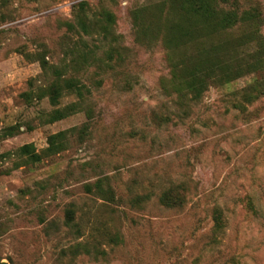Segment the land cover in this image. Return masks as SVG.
Masks as SVG:
<instances>
[{
  "label": "rangeland",
  "instance_id": "1",
  "mask_svg": "<svg viewBox=\"0 0 264 264\" xmlns=\"http://www.w3.org/2000/svg\"><path fill=\"white\" fill-rule=\"evenodd\" d=\"M81 1L90 19L114 15L107 35L78 23ZM180 2L0 0V264H264V62L183 97L164 42L134 19L172 7L196 23ZM216 7L243 20L214 31L200 19L197 37L247 66L264 43V0ZM193 30L178 61L196 54ZM59 74L91 93L52 121L78 100L51 103Z\"/></svg>",
  "mask_w": 264,
  "mask_h": 264
},
{
  "label": "trees",
  "instance_id": "2",
  "mask_svg": "<svg viewBox=\"0 0 264 264\" xmlns=\"http://www.w3.org/2000/svg\"><path fill=\"white\" fill-rule=\"evenodd\" d=\"M219 1L226 2L228 0H181L180 10L184 15L196 17V23L193 21L190 25L176 21L172 15V7L166 10L159 7L157 11H152L148 15H146L148 8L145 6L134 11V19L138 24L140 37L149 40L160 38L169 50L168 56L173 67L176 89L181 90L180 94L183 97L190 94L194 98H199L209 77H213L218 82L226 83L244 76L246 73L258 72L263 67L264 43L261 44L260 41L252 53L251 61L245 66L241 58L234 60L231 56L223 57L221 53L218 54V49L213 46L208 47L203 40L199 39L200 37H197L200 31V19L209 20L208 27H213L214 31L234 27L240 19L243 20L235 12L222 11L217 8L216 3ZM88 5V1H81L74 5L78 11L76 13L78 23L86 32H90V29L92 31L99 29V32L102 31L107 35L114 22V15L110 11L104 10L101 15L95 14L90 19L87 12ZM193 27H196V54L186 55L178 61L176 54L187 47V43L191 41L190 39L194 34ZM45 90L53 105L60 103V98L65 91H69L78 97V100L62 108H56L51 116L52 121L76 113L81 109L87 95L91 93V89L78 77H65L60 74ZM64 134V131H60L49 136L47 148L49 153H56L62 148ZM21 149L23 153L29 155L31 160L38 161L41 159V155L35 152L32 144H25ZM69 218H71L70 214Z\"/></svg>",
  "mask_w": 264,
  "mask_h": 264
}]
</instances>
